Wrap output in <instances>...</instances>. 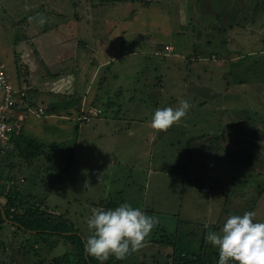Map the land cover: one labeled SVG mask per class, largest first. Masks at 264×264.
<instances>
[{
  "label": "rangeland",
  "instance_id": "obj_1",
  "mask_svg": "<svg viewBox=\"0 0 264 264\" xmlns=\"http://www.w3.org/2000/svg\"><path fill=\"white\" fill-rule=\"evenodd\" d=\"M244 2L264 7V0ZM70 4L0 0V67L13 87L33 99V113L20 124L22 137L0 152L1 206L16 213L39 211L56 221L66 217L86 239L93 209L128 202L158 223L142 248L120 262L112 257L111 264H166L173 250L216 264L218 250L205 240L207 231H219L228 215L246 211L256 210V220L264 222V96L256 95L264 94V86L255 81H264V34L251 38L250 50L243 51L255 56L239 69L231 63L230 30H221L228 19L221 28L223 19L194 16L180 0H131L116 13L102 9L106 28L113 30L112 36L97 33V42H103L99 59L105 60L115 40L129 47L119 64L109 66L126 75L125 109L114 111L94 99L86 112L59 113L52 110L55 104L70 109L98 62L86 63L83 53L82 65L71 69L68 61L62 66L42 59H68L81 30L68 17ZM262 15L254 28L264 31V10ZM165 45L172 50L164 52ZM232 68L237 71L229 72ZM105 73L106 68L92 95L101 91ZM246 85L252 90L245 94ZM182 100L191 105L185 117L167 130L151 127L157 108H176ZM96 104L101 110H94ZM38 108L44 115L36 114ZM66 253H72L67 241L0 223V264H60Z\"/></svg>",
  "mask_w": 264,
  "mask_h": 264
},
{
  "label": "crops",
  "instance_id": "obj_2",
  "mask_svg": "<svg viewBox=\"0 0 264 264\" xmlns=\"http://www.w3.org/2000/svg\"><path fill=\"white\" fill-rule=\"evenodd\" d=\"M62 1H64V0H62ZM130 1L131 0H70V3H71L70 7L72 8V10H70V11H72V12L70 15H68V17L70 18L71 22L76 23L78 30L81 29L80 32L77 33V41L71 43L72 51L69 52V54L67 56L68 57L67 60L60 63V61L64 60V59L60 60L57 58V60L53 61L54 59H46L47 58L46 55H44L45 58H42V59H43V61L46 60L47 63L49 62V63H52L54 65H62V66H64L65 63L68 61V62H70L69 66L71 67V69L77 68L78 65H82L80 62L81 61L80 56H83V53H84V55L86 54V56H87L86 63L89 60H97L98 62H97L96 69L92 72V74H91V71L86 73L88 78H89V81L86 83V86L84 88V93H82L80 96H77V97H79L78 101H76V103H74V105H72V107L74 106L75 108L70 107V109H69V106H67L68 109L64 111V108L62 107V105L55 102V103H57V104H55V105H57V107L55 109V108H53L54 102H53V100H51L50 103H48L47 105H48V108H51V107L53 108L52 109L53 112L57 111L59 113L75 114V113L79 112V109H80V113H81V111L86 112V111H88L87 109L90 108L89 104H91L94 99L99 100L100 103L105 104L107 107L111 108L114 111L122 112L125 109L124 100L121 101V98L124 97V91L126 88V86L124 84V78L126 77V75H124L123 73L118 72V71L110 72L109 66H111L113 64H116V65L119 64L120 61L122 60L121 56L123 54V51L125 50L124 48L129 49V47L120 43L119 40H115V44L117 42H118V44L115 45V47L113 45H111L110 47H107V49L105 51L106 58L104 61H102L101 59H99V57H100V49L103 46V42L101 40H99L97 42L96 37H97V33H103V35H106V34L111 35V32L113 30V29L108 30V28H106L107 26H109L108 14H107V11L102 12V9L106 10V8L113 7V9H111V10L114 13H116L118 11L117 6H119V9H120V8H122V6L124 4H128V2H130ZM192 1H193V4H191ZM185 2H187V5H189L188 9L191 8V13L194 16H198V17L203 18L206 15L212 16L214 14L217 18V21H220L219 19H223V23L221 25V28H223V26L225 24V20L228 19L227 25L221 30L223 31V33L230 30V33H231L229 36H227V38L229 41V47L231 48V50H234L232 62H231L232 66L237 65L239 69H242L243 66H245L251 60L250 58L255 56L254 53L250 52V53L246 54V52L243 50H245V49L250 50L251 38H255L256 36L259 35V33L264 34V31H262L261 29L258 30L257 28H254V26L258 23V21L263 18L262 13H263L264 7H261L259 10H257V5L253 6V4H251L250 6H248V3H245L244 0H238V1H233V0H180V3H185ZM251 7L252 8L254 7V9H255V10L253 9L254 10L253 12H251ZM63 9H65V6L63 7ZM60 16H65V14L63 13ZM121 21H122V19H121ZM113 23H115V25H113L112 28L117 29L118 28V19H114ZM86 24L88 27L85 26ZM94 25H97V26H94ZM99 27H103V29H100V31H96V28H99ZM226 27H228V29H226ZM235 27H237L238 30H235ZM221 30H219V32ZM217 32H218V29H216V33ZM123 35L124 34H121L120 36H123ZM115 36L117 37V34H115ZM227 38L224 37L222 40L226 42ZM165 46H169V45H165ZM113 48H116V50H118V52L120 51V53H118L116 50L114 51ZM133 52L128 54L126 51V53L128 54L127 56H134ZM164 52H165V50H164ZM36 54H37V57H39L38 59L41 62L40 56L43 54H41V51L36 52ZM211 58L215 59L216 57L212 56ZM55 63H57V64H55ZM0 68H2V67H0ZM104 68H106L107 73H105L103 76V85L101 87L102 89H101V91H99V89L97 88V92H94L92 95V86H93V84H95L96 79L100 76L101 70ZM230 71L231 72L237 71V68L229 69V72ZM243 71L249 72V70H246V69H243ZM90 74H91V77L89 76ZM130 79L133 80L134 78L131 77ZM186 79H189V78H186ZM255 81L262 83V85L260 83H256V86L261 85L260 88L263 89L264 81L261 78H256ZM128 88L131 92H133V91H135L136 86L131 85ZM202 88H208V86L204 85V86H202ZM256 88H258V87H256ZM250 90H252L251 85H246L243 88V92L245 94L248 93ZM231 91H233V90H231ZM254 91H256V90H254ZM150 92H148V93H150ZM26 93H27V97L25 99V102L22 105H20L19 108H17L15 110V113H14L15 116L23 115V117H24L23 123L26 120V115L33 113L32 96L29 95L28 91H26ZM234 94H235V92H234ZM87 95H89V96L92 95V97H90L91 99L89 101L87 99ZM256 95L260 96V98L262 96H264V94H257V93H256ZM35 96L40 97V95H38V93H36ZM118 98H120L119 99L120 102L116 103V100ZM108 104H110V105H108ZM28 109H31L32 112H28L27 111ZM96 109L101 110V108L98 107L97 104H96L94 110H96ZM94 110H91V112H93ZM69 119L74 120V117H69ZM92 119H95V117ZM98 120H100V119H98ZM89 122H90V120H89ZM123 123H124V121H123ZM129 123L135 124V122H133V121L129 122ZM22 133L24 135V133H25L24 128L22 130ZM15 138H17V136ZM15 138L13 139L11 146L7 149L8 151L10 149H12V147L15 144V141H17V139H15ZM77 142H78V140H76V144H77ZM255 213H256V210H255ZM255 219H256V217H255ZM149 243H152L154 245V243H156V242H155V240H152V242L149 241ZM169 255L166 256L167 258L169 257V261L167 260L166 264L168 262H170L171 253ZM180 255L189 256V255L183 254L181 252H180ZM198 255L202 256L201 254H198ZM198 255H196V256L192 255L191 258L197 257ZM119 262H120V260H119ZM210 263H212V262H210Z\"/></svg>",
  "mask_w": 264,
  "mask_h": 264
},
{
  "label": "clouds",
  "instance_id": "obj_3",
  "mask_svg": "<svg viewBox=\"0 0 264 264\" xmlns=\"http://www.w3.org/2000/svg\"><path fill=\"white\" fill-rule=\"evenodd\" d=\"M190 107L187 100H182L176 108H157L152 113L151 127L167 130L185 117ZM255 217V211L230 214L219 231H207L205 240L218 250L216 264H264V222ZM157 223V217L128 202L106 210L93 209L87 220L91 235L85 239L84 251L99 264L110 257L124 260L144 246Z\"/></svg>",
  "mask_w": 264,
  "mask_h": 264
},
{
  "label": "trees",
  "instance_id": "obj_4",
  "mask_svg": "<svg viewBox=\"0 0 264 264\" xmlns=\"http://www.w3.org/2000/svg\"><path fill=\"white\" fill-rule=\"evenodd\" d=\"M20 137L22 136L19 134L15 139L18 140ZM0 223H10L19 232L31 233L40 237H56L69 242L72 246V253L64 254L60 258L62 260L60 264H99L95 258L86 255L84 251L85 238L71 223L66 221V217L63 219L60 217L56 221L39 211L16 213L0 204ZM172 253L168 264H212L200 255L191 258L180 255L174 250ZM71 256L72 258H70ZM110 259L113 260L112 257ZM110 259L105 264H111L112 260Z\"/></svg>",
  "mask_w": 264,
  "mask_h": 264
},
{
  "label": "built area",
  "instance_id": "obj_5",
  "mask_svg": "<svg viewBox=\"0 0 264 264\" xmlns=\"http://www.w3.org/2000/svg\"><path fill=\"white\" fill-rule=\"evenodd\" d=\"M164 50L171 51L172 48L165 46ZM26 97V91L13 87L5 71L0 68V151L7 150L13 139L21 132L20 124L24 121V117L15 116L14 113L25 102ZM27 111L32 112L31 109ZM36 114L44 115V110L38 108ZM84 120L86 121L87 118L85 117Z\"/></svg>",
  "mask_w": 264,
  "mask_h": 264
}]
</instances>
